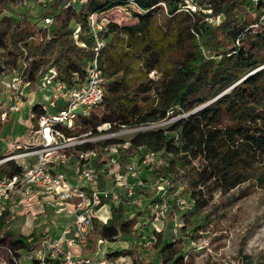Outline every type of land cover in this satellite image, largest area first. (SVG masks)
I'll list each match as a JSON object with an SVG mask.
<instances>
[{
  "label": "trees",
  "instance_id": "trees-1",
  "mask_svg": "<svg viewBox=\"0 0 264 264\" xmlns=\"http://www.w3.org/2000/svg\"><path fill=\"white\" fill-rule=\"evenodd\" d=\"M28 1L39 9L29 12L24 8ZM186 1L87 0L66 5L67 0H45L44 4L0 0V75L23 69L25 63L23 79L33 87L49 67H55L58 77L71 84L74 72L84 76L93 55L88 15L107 16L112 10L127 9L132 23L108 19L100 32L105 41L99 55L105 77L103 99L69 134L94 131L106 122L112 129L145 125L168 119L169 111L179 115L164 126L130 137L124 157L128 160L138 146L155 151L163 160L153 168L154 176L171 185L182 177L189 188L192 211L208 206L210 190L227 192L243 182L247 160L264 156V0H197L205 8L217 9L222 17L216 25L192 10L184 12ZM160 11L166 13V21L155 24ZM44 16L51 17L47 27L38 24ZM180 16L186 18L182 27ZM75 24L81 30L77 41L71 37ZM193 31H200L199 41L213 54L211 58L200 55ZM30 110L39 113L38 103ZM1 170L16 173L20 168L8 161ZM146 198L144 205L151 202ZM125 206H112L106 222L93 219L83 253H92L97 239L122 237L129 247L109 249V257L120 258L144 246L163 264H193L172 234L173 222H169V231L152 229L148 235L152 240L144 245L147 229L138 232L133 226L135 215H145V207L133 208L138 212L127 215ZM3 219L0 246L7 253L6 264H39L25 256L43 234L3 230ZM138 252L135 264L154 263L152 258L144 262Z\"/></svg>",
  "mask_w": 264,
  "mask_h": 264
},
{
  "label": "built area",
  "instance_id": "built-area-1",
  "mask_svg": "<svg viewBox=\"0 0 264 264\" xmlns=\"http://www.w3.org/2000/svg\"><path fill=\"white\" fill-rule=\"evenodd\" d=\"M86 1L73 0L66 5ZM107 20L106 15H88L93 55L84 67V76L74 72L72 83L68 84L58 77L55 67H49L39 77V87L50 94L46 102H37L39 113L29 111L34 121L30 139L0 155V218L5 217V213L13 218L16 208L24 205L38 207L44 217L49 212L68 217L60 227L55 226L57 233L46 234L48 228L43 231V238L25 256L26 260L35 258L39 264H123L121 258L109 257L106 247L88 255L73 252V249L82 250L93 219L106 222L112 206L124 203L135 208L145 207V215L153 223L160 222L170 210L166 193L147 205L138 193L144 183L141 175L159 163L157 153L138 146L128 160L124 157V150L130 148L124 128L164 126L166 119L114 129L106 122L96 126L94 131L69 134L77 121L88 116L103 99L105 77L99 55L105 41L100 32ZM50 23L51 17L44 16L39 26L47 27ZM80 31V26L75 24L74 40L77 41ZM25 66L24 63L23 69ZM23 69L11 71L13 76L5 82L8 102H0V123L7 120L9 113L22 108L23 88L30 85L23 79ZM8 161H13L20 168L19 172L1 170ZM164 183L168 184L167 180L156 177L151 181L152 186ZM179 209L184 207L179 206Z\"/></svg>",
  "mask_w": 264,
  "mask_h": 264
},
{
  "label": "rangeland",
  "instance_id": "rangeland-1",
  "mask_svg": "<svg viewBox=\"0 0 264 264\" xmlns=\"http://www.w3.org/2000/svg\"><path fill=\"white\" fill-rule=\"evenodd\" d=\"M72 1L67 0V3ZM33 5L28 1L27 4H24V8H27L31 13L36 12L39 6ZM188 9L198 13L203 21L211 25L218 24L222 17L216 11L217 9L205 8L197 0H187L186 4L182 6V10L186 12ZM107 19L118 24H129L134 21V18L125 8L110 11ZM178 20V25L181 27L186 24L184 16L178 17ZM164 21H166V13L164 11L158 12L155 15L154 23L163 24ZM40 23L41 20L38 21V24ZM193 36L199 43L200 55L203 58H211L213 54L199 41L200 31H193ZM188 44L189 41L184 43L187 52L189 49ZM4 75L0 78V101L7 99L5 82L10 80L13 73L7 71ZM150 75L154 76L155 73L151 72ZM39 86L40 78L36 80L34 87L31 84L28 87L26 86L25 91L33 93L32 96L46 102V97L50 93L40 89ZM172 114V111L167 113L168 119H166L165 125L179 116H173ZM33 125L34 121L28 115L26 104L22 105L20 111L11 113L8 120L0 125V154L10 147H19L23 141L30 139ZM160 126L156 124L147 125V127L143 126L134 130L126 127L124 128L125 138L132 137L138 131ZM157 158L159 160L157 166L160 167L163 159L158 154ZM246 165L243 175L245 180L243 182L227 192L216 189L210 190L208 206L204 209L192 211H190L189 188L182 177L176 179L173 185L164 183L152 186L151 181L155 177L153 169L144 172L141 175L144 188L141 186V190L139 189L142 196L144 198L148 197V199L146 198L148 202L159 198L163 192L166 193L169 197L171 211L169 215L172 217L171 219L168 215L160 222L153 223L146 215H135L138 212L137 209H135L136 211L133 210L135 207L124 204L126 205V214L135 215L136 217L133 227L137 228L138 232L147 229V232L144 231L147 239L144 245L150 244L152 239L149 240L148 235H150L152 229L169 231V222L171 221L174 222L173 229H175L172 230V234L175 235L179 244L185 248V252L193 260V264H264V156L260 159H249ZM148 186H151V188ZM179 206H183L184 209L180 210ZM42 212L36 206H19L16 208L13 218H11V215H5L3 230L23 234L34 232L41 235L48 228L46 234L52 235L57 230L55 226H59L61 221L68 218L66 215L52 212L44 217ZM95 246V249L100 247L121 249L129 247V241L122 237L117 238L115 241L97 239ZM82 250L74 248L73 252H81L82 255L90 254H85ZM138 251L142 252L144 262L152 258L153 264H163L156 255L151 256L150 247L144 246L132 248L131 253L122 255L120 258L123 264H135V258L139 260L140 256ZM7 261V253L4 247L0 246V264H6Z\"/></svg>",
  "mask_w": 264,
  "mask_h": 264
},
{
  "label": "crops",
  "instance_id": "crops-1",
  "mask_svg": "<svg viewBox=\"0 0 264 264\" xmlns=\"http://www.w3.org/2000/svg\"><path fill=\"white\" fill-rule=\"evenodd\" d=\"M2 76H5V75H0V78L2 77ZM28 87V86H27ZM27 87H24V89H23V94H24V96H23V99H24V102H23V104H26V106H27V111H28V115H29V111H30V109H31V107L33 106V104L34 103H37V102H41V99H39V98H36L35 96H32L33 95V93H28V92H26L25 90H26V88ZM1 103L3 102L4 104H6L7 102H8V91H7V99L6 100H4V101H0ZM22 104V105H23ZM11 113H13V112H11ZM11 113H9L8 114V117H7V120H8V118H9V116L11 115ZM6 120V121H7ZM6 121H4V122H2V123H5ZM2 123H0V125L2 124ZM11 148V147H10ZM9 148V149H10ZM1 155V154H0ZM66 221V219H64L63 221H61V223H60V225L58 226V227H60L64 222ZM58 232V230H56L54 233H57ZM54 233H52V234H54Z\"/></svg>",
  "mask_w": 264,
  "mask_h": 264
}]
</instances>
